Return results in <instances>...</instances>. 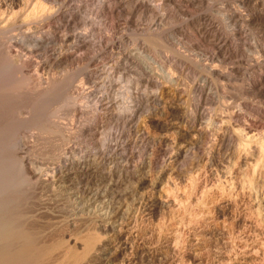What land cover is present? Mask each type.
<instances>
[{
  "label": "rangeland",
  "instance_id": "1",
  "mask_svg": "<svg viewBox=\"0 0 264 264\" xmlns=\"http://www.w3.org/2000/svg\"><path fill=\"white\" fill-rule=\"evenodd\" d=\"M147 1L154 11L129 12L127 8L116 18L114 0H60L49 4L51 19L40 14L35 21L30 16L35 2L13 6L11 0H0V48L12 52L15 64L10 76L30 78L31 87L26 88L27 95L18 100L19 104L0 113V131L13 135L18 145L23 143L17 150L19 157L26 159L25 175L29 179L16 188L19 192L15 189L7 196L15 199L11 220L26 232L29 230L38 249H46L41 264H264L262 160L231 146L220 152L221 157L217 154V161L211 167L207 164L209 153L217 145L216 133L224 130L222 122L227 106L231 104L238 109L241 102L247 101L251 106L243 111L255 117L256 110L264 109V95L242 93L244 75L228 83L208 74L205 65L212 63L209 59L214 49L198 30L204 20L193 23L199 16L212 15L220 30L229 32L220 10L225 5L235 8L238 0H174L179 7L163 0ZM163 12L167 17L161 21ZM257 33L254 25L246 26L247 44L258 41ZM162 34L167 40L160 39ZM34 38H40V45ZM111 43L117 44L113 56L106 53ZM246 51L252 57L258 56L252 49ZM66 57L62 64L60 60ZM26 61L30 65L22 67ZM249 62L244 59L241 65ZM168 72L176 78L175 82L167 81ZM250 74L254 77L252 71ZM197 83L204 94H216L213 102L206 98L200 102L201 110L213 115L215 123L204 118L199 123L204 158L190 151L173 170L175 150L194 140L191 126L179 124V117L199 103L200 93L194 88ZM162 85L165 99L160 98ZM86 93H91L90 101L82 98ZM101 94L110 104L100 111L103 119L95 122L94 103L98 99L96 95ZM175 96L181 98L178 108L171 101ZM137 107L142 116L136 125L128 119ZM230 134L235 136L232 131ZM70 151L85 161L79 182L63 187V183L52 177L47 181V175L53 174L56 166L59 168L65 153ZM232 153L236 162L234 185L215 182L211 172L216 173L222 158ZM112 159L121 163L119 168L113 170ZM244 174L253 178L252 185L245 183L249 178ZM140 179L145 184L141 185ZM99 194L108 195L103 200L112 205L113 214L119 208L126 212L118 220L116 234L102 227L106 222L101 217L102 208L94 207L99 201L92 208L88 203ZM158 197L164 200V205L151 207ZM20 214L27 220L20 219ZM15 243L10 248L14 249Z\"/></svg>",
  "mask_w": 264,
  "mask_h": 264
},
{
  "label": "bare ground",
  "instance_id": "2",
  "mask_svg": "<svg viewBox=\"0 0 264 264\" xmlns=\"http://www.w3.org/2000/svg\"><path fill=\"white\" fill-rule=\"evenodd\" d=\"M60 0H11V4L13 6L19 5V4H27V5H31L33 2L34 6L33 8H31V14L30 16L33 17V19L36 21L39 18V15H43V17L45 18H50L52 17V13L51 10L49 8V4H56L58 3ZM115 1V6L113 8V17L118 18V16H121L122 13H125L128 9H130L129 12L134 11L135 9L139 10V9H144V10H148V11H154L155 8L152 6L151 3H149L147 0H114ZM164 2H168V3H175L177 7H179V5L176 3V1L174 0H163ZM191 1V0H190ZM188 1V2H190ZM195 1V0H194ZM194 1H192L194 3ZM196 2V1H195ZM199 3V2H198ZM197 3V4H198ZM234 3V2H233ZM225 4V3H224ZM230 4V3H229ZM232 5V4H231ZM233 5H237V4H233ZM10 6V5H9ZM54 6V5H53ZM174 6V4H173ZM224 7V8H223ZM128 8V9H127ZM161 8V7H159ZM218 8V7H217ZM223 10H220V14L223 17V20L225 22V27L227 29H229V32H223L220 30V28L215 24L216 22L212 19V15L209 16L207 14L203 15V16H199L198 18H195L193 21V23L200 21V20H204L201 21L202 23H199V32L202 35V37L209 41L210 45H212L213 47V53H211L210 55V63H212L209 65L206 63V68H208V74L211 77L214 78H218L220 79H224L226 80L228 83L232 82V81H237V77L239 75H244L245 78L242 79L241 82V86H242V90L244 94H249V93H255V94H261L264 95V0H238V6H236L235 8L233 6L230 5H225L222 6ZM221 8V9H222ZM61 9V8H60ZM59 9V11H60ZM58 12V11H57ZM136 12V11H135ZM219 12V11H218ZM152 13V12H151ZM128 14V13H127ZM131 14V13H129ZM133 14V13H132ZM162 15H160V20L164 21L166 19V13H161ZM40 15V16H41ZM219 15V13H218ZM31 19V18H30ZM32 20V19H31ZM60 20V19H59ZM15 21V20H14ZM33 21V20H32ZM10 22V21H9ZM34 22V21H33ZM75 22V21H74ZM166 22V21H165ZM35 23V22H34ZM69 23V21H68ZM192 23V24H193ZM64 24V23H63ZM67 24V23H66ZM65 24L64 27H67V25ZM191 24V25H192ZM249 25H254L259 33V39L258 41L254 44V45H249L247 44V37L245 36V29L246 26ZM1 26V25H0ZM194 26V25H193ZM192 26V27H193ZM196 27V26H195ZM1 28V27H0ZM37 28V27H36ZM223 29V28H222ZM3 30V29H2ZM155 30V29H154ZM178 32V31H177ZM180 33V32H179ZM257 33V35H258ZM176 34V33H175ZM182 34V32H181ZM172 36V35H171ZM15 37V36H14ZM27 37V36H26ZM200 37V36H199ZM257 37V36H256ZM76 38V37H75ZM74 38V39H75ZM35 39V38H34ZM33 39V40H34ZM160 39L167 40V36L165 34L160 35ZM78 40V39H77ZM158 40V39H157ZM34 42H36V44L40 45V43L42 42L40 40V38H36L34 40ZM70 42V41H69ZM6 43V42H5ZM3 44V43H2ZM117 44L115 43H111V46L106 50V53L111 54V56H113V51L115 48H117L116 46ZM107 48V46H106ZM251 50L255 53V55H258L257 57L255 56H251L250 54L247 53L246 50ZM43 50V49H42ZM82 52V51H81ZM111 52V53H110ZM249 52V51H248ZM65 55V54H64ZM127 56V55H126ZM99 57V56H98ZM13 56H12V52L10 51L9 48H7L6 50H2V48H0V113H3L4 111L10 109L14 104H16L18 102V100H20L24 94L27 95V87L28 83L30 81V78H25V77H21L18 79H13L10 76V73L12 71V67L15 64L13 61ZM85 57H83L84 59ZM61 59V58H60ZM68 58H64V60H60V62L63 64L64 61L66 62ZM88 59V58H87ZM126 59V58H125ZM130 59V58H128ZM127 59V60H128ZM244 59L250 60L251 62H249V64H246L247 67H245L246 65H241L242 61H244ZM20 60V59H19ZM18 60V61H19ZM30 60V59H29ZM55 60V59H54ZM57 60V59H56ZM71 60V59H69ZM85 60V59H84ZM92 60V59H91ZM21 61V60H20ZM19 61V62H20ZM32 61V60H31ZM59 61V59H58ZM130 61V60H129ZM219 62L218 65H214V62ZM16 62V61H15ZM55 62V61H54ZM59 62V63H60ZM85 62V61H84ZM96 62V61H94ZM203 62V61H202ZM34 63V62H33ZM58 63V62H57ZM71 63V62H70ZM88 63V62H87ZM91 63V62H90ZM120 63V61H119ZM209 63V62H208ZM233 64L232 66H228V64ZM17 64V63H16ZM118 64V63H116ZM115 64V66H116ZM123 64V63H122ZM121 64V66H122ZM30 62L26 61L23 63V66H29ZM90 65V64H89ZM40 66V65H39ZM44 66V65H43ZM118 66V65H117ZM120 66V67H121ZM179 66V65H177ZM204 66V67H205ZM114 67V66H113ZM120 67H116V69L120 68ZM20 68V67H19ZM114 69V68H112ZM115 69V70H116ZM182 71V70H181ZM253 72L254 77H251L250 72ZM23 72V71H22ZM25 72V71H24ZM39 72V71H38ZM117 72V71H116ZM114 73V72H113ZM143 73V72H142ZM25 74V73H24ZM112 74V73H111ZM27 75V74H26ZM166 75V74H165ZM17 76V75H16ZM141 79V78H140ZM167 81L170 82H175V77L173 76L172 73L168 72V76H167ZM209 79V78H208ZM33 81V80H32ZM159 81V80H158ZM209 81V80H208ZM58 82V81H57ZM137 82V81H136ZM32 83V82H31ZM42 82H40L41 84ZM47 83V82H46ZM60 83V82H59ZM148 83V82H147ZM162 83V82H161ZM44 84V83H43ZM62 84V83H61ZM160 84V83H158ZM207 84V83H206ZM209 84H211L209 82ZM233 84V83H232ZM240 84V83H239ZM60 85V84H59ZM139 85V84H138ZM141 85V84H140ZM146 85V84H145ZM148 85V84H147ZM227 85V83H226ZM231 85V84H230ZM43 86V85H42ZM174 86V85H173ZM41 87V85H40ZM157 87V86H156ZM160 95L162 99H165V86H160ZM204 87V86H203ZM31 88V87H29ZM38 88V84L37 87ZM42 88V87H41ZM60 88V87H59ZM65 88V87H64ZM159 88V87H158ZM194 88L196 89V91L199 90V103L197 102V104L194 105V109L191 110V112H188L185 114V112L183 113L182 116L179 117V124L182 123V125L186 124V125H190L192 128V137L194 135V140L189 139V143L187 144L186 142V146L184 147H179L177 150H175L174 155L172 157V160L174 161V166H173V170L177 169V167L179 166V164L181 163V160L186 158L188 153H190V151H193L192 153H194L197 157L199 158H204L203 156V151H202V147L203 144L200 146V137L202 134V131L199 127L202 121V118L207 119V121L209 120V122H214L215 119L213 118V115L209 114V113H204V111L201 110V100L203 98H206L210 101H214L216 99V94H210L209 95L204 94L203 92V88L200 87L199 83L195 84ZM35 89V87H34ZM44 89V88H42ZM46 89V90H45ZM44 90L47 91L48 89L45 88ZM202 89V90H201ZM58 90V88L56 89V91ZM62 90V89H61ZM211 90V88L209 89ZM208 90V91H209ZM228 90V89H227ZM31 91V90H30ZM38 91V90H37ZM41 91V90H39ZM159 91V90H158ZM195 91V92H196ZM206 91V90H205ZM226 91V89H225ZM60 92V91H59ZM93 92V91H92ZM167 92V91H166ZM228 92V91H226ZM48 93V92H47ZM158 93V92H157ZM217 93V92H216ZM34 94V93H32ZM41 94V93H39ZM91 94V93H90ZM90 94H85L82 96L83 99H87ZM218 94V93H217ZM228 94V93H227ZM25 95V96H26ZM31 95V94H30ZM48 95V94H46ZM158 95V94H157ZM198 95V94H196ZM215 95V96H214ZM225 95V94H224ZM260 95V96H261ZM24 96V97H25ZM32 96V95H31ZM66 96V95H65ZM99 96V97H98ZM96 95V97L98 99H95L97 101H95V114H94V121L95 122H99L101 121L103 118V116L100 114V111L108 108L110 101H108V98L103 97V95ZM172 96V95H171ZM170 96V97H171ZM182 96V95H181ZM226 96V95H225ZM68 100H71L72 97H68ZM227 98V97H226ZM34 99V98H33ZM41 99V98H40ZM74 99V97H73ZM173 100L172 103L173 105L176 106V108H178L179 102L181 101L180 97H174L171 98ZM22 100V99H21ZM24 100V98H23ZM38 100V99H37ZM75 100V99H74ZM91 100V99H90ZM89 100V101H90ZM36 101V100H35ZM88 101V102H89ZM20 102V101H19ZM18 102V104H19ZM27 102V101H26ZM25 102V103H26ZM37 102V101H36ZM64 103V101H62ZM67 102V101H66ZM185 102V101H184ZM23 103V101H22ZM31 103V102H30ZM69 103V101H68ZM86 103V102H85ZM113 103V102H112ZM161 103V102H160ZM165 103V102H164ZM169 103V101H168ZM21 104V103H20ZM65 104V103H64ZM67 104V103H66ZM65 104V105H66ZM184 104V103H183ZM59 105V104H58ZM93 105V104H92ZM254 105V104H253ZM17 106V105H16ZM31 106V105H30ZM56 106V105H55ZM64 106V105H63ZM180 106V105H179ZM242 106V107H241ZM251 105L245 101V102H241L240 107L238 109L231 107V104L227 106V110L226 112H224L223 114V126H224V130L222 129V131H220L219 133H216L217 138L215 140V143H217V145L215 144V152L212 150L207 158V164L208 167H211L215 161H217L216 157L217 154H220V152L226 148H230L231 146H233L235 149H244L247 155H250L251 157L257 156L258 160H262V163L264 164V109H259L256 110L257 114L255 117L251 116H247L245 113V111H243V108H247L250 107ZM18 107V106H17ZM33 108V107H32ZM15 109V108H13ZM12 109V110H13ZM142 109V108H141ZM254 109V108H253ZM256 109V108H255ZM207 110V109H206ZM17 111V110H16ZM35 111V110H34ZM56 111V110H55ZM109 111V110H108ZM140 109L139 107H137V109L135 108V110L133 111L131 118L128 119L129 123L133 122L136 124L138 122V119L140 116H142L140 114ZM171 111V110H170ZM176 111V110H175ZM253 111V110H252ZM255 111V110H254ZM18 112V111H17ZM169 112V111H168ZM31 113V112H29ZM176 113V112H175ZM162 114V113H161ZM172 114V113H171ZM31 115V114H30ZM29 115V116H30ZM163 115V114H162ZM46 116V115H45ZM3 117V115L1 116V118ZM28 117V116H27ZM141 118V117H140ZM137 120V121H136ZM11 121V120H10ZM48 121V120H47ZM177 121V120H176ZM3 123V122H2ZM5 123V122H4ZM26 123V122H25ZM48 123V122H47ZM215 123V122H214ZM217 123V122H216ZM131 124V125H132ZM2 125V124H1ZM53 125V123H52ZM137 125V124H136ZM139 125V124H138ZM51 126V125H50ZM222 126V127H223ZM1 128V127H0ZM38 128V127H36ZM41 128V126H40ZM109 128V127H108ZM33 129V128H32ZM59 129V128H58ZM89 129V128H88ZM221 129V128H220ZM219 129V130H220ZM1 130V129H0ZM138 130V129H137ZM5 131V130H4ZM44 131V130H43ZM230 131H232L234 133L235 136L230 134ZM103 132V131H101ZM107 132V131H106ZM140 132V131H139ZM190 133V134H191ZM39 136V135H38ZM43 136V135H42ZM143 137V134H142ZM147 137V136H146ZM206 137V136H205ZM208 137V135H207ZM105 138V137H104ZM209 138V137H208ZM208 138H205V140H207ZM211 138V137H210ZM200 139V140H199ZM181 140V138H180ZM204 140V139H203ZM202 140V141H203ZM204 140V141H205ZM208 140H212V139H208ZM201 141V142H202ZM17 142V140H16ZM16 142H14L13 139V135H11L10 133L6 134V133H2L0 131V264H41L43 261V256L45 258V252L46 249H42L41 247H39L40 249H38L36 247V243H32L33 239L31 240V235L30 232H26L25 229H22L18 224L13 223L12 220V209H13V204H15L14 202V198L9 197V199L7 198V196L9 194H11L17 187L20 186V184L27 182L28 179V175H25L27 173L26 169H27V165L25 166V158H20L18 155V150L19 148H22L20 144L18 145ZM168 142V141H166ZM184 142V141H183ZM19 143V141H18ZM142 143V142H141ZM204 143V142H203ZM165 144V143H164ZM180 144V143H179ZM206 144V141L205 143ZM213 144V143H212ZM102 145V144H101ZM167 146L168 143L166 144ZM171 145V144H170ZM183 145V144H182ZM28 146V145H27ZM106 147V145H104ZM173 145H171L170 147L172 148ZM25 147V146H24ZM23 147V150L25 149ZM110 147V146H109ZM169 147V148H170ZM167 148V147H166ZM166 148L164 150H166ZM170 148V149H171ZM213 148V147H212ZM211 148V149H212ZM21 150V149H20ZM116 150V149H115ZM204 150V149H203ZM22 151V150H21ZM171 151V150H170ZM236 151V150H235ZM234 151V153H235ZM240 151V150H239ZM27 152V151H26ZM127 152V151H126ZM135 152V151H134ZM167 152V151H166ZM166 152H163V154H165L164 156H166ZM172 152V151H171ZM170 152V153H171ZM238 152V151H237ZM236 152V153H237ZM70 152H66L65 156L63 157L62 163L59 166V168L56 166V168H54L53 170L54 173L51 175H47V181L51 179L52 180H57V182H60V184H62V186L66 187L67 183H76L79 182L80 180V174L79 172H82L84 167H82V162L84 161L83 158H78L75 157V155H73V153H71L70 155H68ZM24 154V153H23ZM104 154V153H103ZM173 154V152H172ZM171 154V155H172ZM224 154V152H223ZM95 155V154H94ZM101 155V154H100ZM120 155V154H119ZM126 155V154H125ZM130 155V154H128ZM131 156V155H130ZM134 156V155H133ZM148 156V155H147ZM163 156V155H162ZM163 156V157H164ZM191 156V155H189ZM218 156V157H219ZM224 156V155H223ZM24 157V156H23ZM98 157V156H97ZM103 157V155H102ZM135 157V156H134ZM144 157V156H142ZM140 156V158H142ZM171 157V156H169ZM196 157V158H197ZM221 157V156H220ZM239 157V156H238ZM28 158V157H26ZM31 158V157H30ZM29 158V159H30ZM110 158V157H109ZM128 158V157H127ZM168 158V155L167 157ZM234 154L232 153L231 156H225L222 158L221 162V166L219 168V170L217 169V172H211V176H215L214 180L215 182H219V183H227V182H231V185H234V172L233 169L236 165V162H234ZM103 159V158H102ZM101 159V160H102ZM117 159V158H116ZM115 159V160H116ZM124 159H126V157H124ZM143 159V158H142ZM145 159V158H144ZM165 159V158H164ZM171 159V158H170ZM219 159V158H218ZM59 160V159H58ZM61 160V159H60ZM113 160V159H112ZM119 160V159H118ZM129 160V159H128ZM127 160V161H128ZM140 160V159H139ZM192 160V159H191ZM220 160V159H219ZM236 160V159H235ZM100 161V159H99ZM98 161V162H99ZM103 161L106 163L108 162V160L103 159ZM159 161V160H157ZM166 161V160H165ZM164 161V162H165ZM170 161V160H169ZM197 161V160H196ZM88 162V161H87ZM102 162V161H101ZM103 162V163H104ZM117 162V161H116ZM113 161H111L110 163H112V168H114L113 170L116 169V167L121 163H116ZM122 162V161H121ZM126 162V161H125ZM141 162V160H140ZM160 162V161H159ZM248 162V161H246ZM257 162V161H256ZM27 163V162H26ZM85 163V161H84ZM104 163V164H105ZM128 163V162H127ZM30 164V163H29ZM101 164V163H98ZM119 164V165H118ZM144 164V163H143ZM154 164V163H153ZM159 164V163H158ZM163 164V163H162ZM161 164V167H162ZM219 164V163H218ZM256 164V163H255ZM253 165L254 170L256 171V167L257 165ZM165 165V163L163 164ZM262 165V164H261ZM102 166V165H101ZM129 166V165H127ZM157 166V164L155 165ZM160 166V165H159ZM216 166V165H214ZM246 166V165H245ZM106 167V166H105ZM244 167V166H243ZM110 168V169H112ZM125 168V167H122ZM121 168V169H122ZM159 168V167H158ZM163 168V167H162ZM86 169V168H85ZM109 169V171H110ZM132 169V168H131ZM17 170L18 175L15 176V172ZM128 170V169H127ZM126 170V171H127ZM26 171V172H25ZM29 171V170H28ZM34 171V170H33ZM86 171V170H85ZM100 171V170H98ZM108 171V172H109ZM123 171V170H121ZM125 171V172H126ZM132 171V170H131ZM137 171V170H135ZM134 171V172H135ZM254 171V172H255ZM253 172V173H254ZM33 173V172H32ZM36 173V172H35ZM35 173H33V175H35ZM103 173V172H102ZM106 172H104L103 174H105ZM115 173V172H114ZM171 173V172H169ZM29 174V173H28ZM113 174V173H112ZM135 174V173H133ZM109 175V173H108ZM136 175V174H135ZM245 177L249 178L247 174H244ZM32 176V175H31ZM36 176V175H35ZM41 176V175H40ZM113 176V175H111ZM133 176V175H132ZM39 177V176H38ZM82 177V176H81ZM135 177V176H133ZM31 178V177H30ZM45 179V180H46ZM120 179V178H119ZM118 179V180H119ZM192 179V177H191ZM44 180V179H43ZM106 180V179H105ZM112 180V179H110ZM141 180V179H140ZM138 180V181H140ZM249 180V181H248ZM192 181V180H191ZM206 181V180H205ZM245 183L248 182L250 183V185H252L253 183V178H249L247 180H244ZM29 182V181H28ZM36 182V181H35ZM45 182V181H44ZM55 182V183H57ZM48 183V182H47ZM50 183V182H49ZM141 185L145 184L144 180H141L140 182ZM56 185V184H55ZM70 185V184H69ZM174 185V184H173ZM194 185V184H193ZM206 185V183H205ZM230 185V186H231ZM61 186V188H62ZM192 186V185H191ZM195 186V185H194ZM193 186V187H194ZM207 186V185H206ZM218 186V185H217ZM254 186V185H253ZM60 187V186H58ZM68 187V184H67ZM142 187V186H141ZM110 188V187H109ZM17 192L18 189H16ZM25 190V189H24ZM106 192V191H105ZM16 193V191H15ZM25 193V192H24ZM100 193V192H99ZM104 193V192H103ZM167 193V192H166ZM21 194V193H19ZM98 194V193H97ZM96 194V195H97ZM101 195V194H99ZM108 195L105 194L104 196H97L94 198H90L91 201L88 200V203L90 205V207L94 205V203L96 204L98 201V205L94 206L95 209L97 208H102L101 212L102 215L105 218V221L103 224L104 227L107 231L106 232H113V234L117 233L116 230V226H118V220L122 215H124V210L123 208H119V210L117 209V212L115 214H113V212L111 211L112 209V205L105 203L106 201L103 199H106ZM76 197V196H75ZM133 198V197H132ZM142 198V197H141ZM140 198V199H141ZM143 199V198H142ZM19 200V199H18ZM94 200V201H93ZM101 200V201H100ZM17 201V200H16ZM21 201V200H20ZM105 201V202H104ZM143 201V200H142ZM110 202V201H109ZM176 202V201H175ZM88 203H86L88 205ZM100 204L101 207H99ZM182 203V202H181ZM107 204V206L105 205ZM142 205V203H140ZM147 205L150 203H146ZM166 204V203H165ZM168 204V203H167ZM86 205V206H87ZM88 205V207H89ZM164 205V200H162V198L158 197L155 198V200H153L152 204L150 205L151 207H161ZM114 206V205H113ZM149 206V205H148ZM147 206V207H148ZM166 206V205H165ZM91 207V208H92ZM126 210V208H124ZM96 210V211H97ZM18 211V209H17ZM16 211V212H17ZM77 211V210H76ZM20 212V211H19ZM18 212V213H19ZM128 212V210H127ZM126 213V212H125ZM21 216V214H20ZM88 216V215H87ZM12 218V220H11ZM20 218V217H18ZM23 216H21L20 219H22ZM27 218V217H26ZM25 218V219H26ZM76 218V217H75ZM120 218V219H121ZM24 219V218H23ZM24 219V220H25ZM31 219V218H30ZM102 219V218H101ZM107 219V220H106ZM19 220V219H18ZM27 220V219H26ZM103 220V219H102ZM23 221V220H22ZM25 222V221H23ZM21 222V223H23ZM26 224V223H23ZM102 225V224H101ZM25 226V225H24ZM103 228V229H104ZM98 229V228H97ZM120 232V231H119ZM107 233V234H108ZM33 236V235H32ZM34 237V236H33ZM36 237V236H35ZM38 237V236H37ZM98 238V237H97ZM87 239V238H86ZM90 240V239H89ZM93 240V239H92ZM37 241V240H36ZM63 241V240H62ZM16 242L17 244L19 243V245L17 246V244L15 243L14 245H16V247L14 245L15 248L12 249L10 248V245ZM34 242V241H33ZM88 242V241H87ZM90 244V243H89ZM87 244V245H89ZM57 245V244H56ZM92 245V243H91ZM44 245H42L43 247ZM50 246V245H49ZM89 247V246H88ZM93 248V246H91ZM63 248V247H62ZM69 248V247H68ZM72 248V247H71ZM99 248V247H98ZM97 248V250H98ZM48 249V248H47ZM67 249V248H66ZM70 249V248H69ZM105 249V248H104ZM44 250V251H43ZM50 250V249H49ZM47 252V251H46ZM50 252V251H48ZM60 252V251H59ZM63 253V252H62ZM48 254V253H47ZM87 254V253H86ZM63 255V254H62ZM67 256V255H65ZM93 257V256H92ZM48 258V257H47ZM51 258V256L49 257ZM45 260V259H44ZM44 262V261H43ZM46 263V262H45Z\"/></svg>",
  "mask_w": 264,
  "mask_h": 264
}]
</instances>
